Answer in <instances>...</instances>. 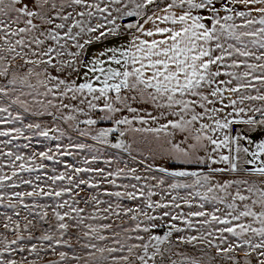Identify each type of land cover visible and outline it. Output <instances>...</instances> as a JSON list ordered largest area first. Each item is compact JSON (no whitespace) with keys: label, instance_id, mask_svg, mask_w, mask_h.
<instances>
[{"label":"snow or ice","instance_id":"6c2138e0","mask_svg":"<svg viewBox=\"0 0 264 264\" xmlns=\"http://www.w3.org/2000/svg\"><path fill=\"white\" fill-rule=\"evenodd\" d=\"M0 209V264H264V0H0Z\"/></svg>","mask_w":264,"mask_h":264},{"label":"rangeland","instance_id":"374dc122","mask_svg":"<svg viewBox=\"0 0 264 264\" xmlns=\"http://www.w3.org/2000/svg\"><path fill=\"white\" fill-rule=\"evenodd\" d=\"M37 139H39L40 141H41V143H39V144H35L34 146L36 147V148H38V149H43V148H45L47 145H49V144H52V143H54V142H50V141H45V140H43V138H37ZM21 143H23V142H21ZM65 160H67V161H69V162H75L74 160H73V158L72 157H65L64 158ZM50 163V162H49ZM99 166H104L103 164H102V162L99 164ZM56 167L57 168H60V165H56ZM35 175V174H34ZM0 211H4L3 209H0Z\"/></svg>","mask_w":264,"mask_h":264}]
</instances>
